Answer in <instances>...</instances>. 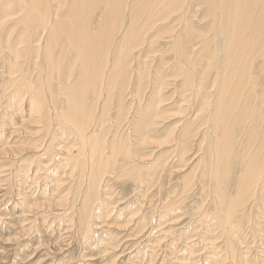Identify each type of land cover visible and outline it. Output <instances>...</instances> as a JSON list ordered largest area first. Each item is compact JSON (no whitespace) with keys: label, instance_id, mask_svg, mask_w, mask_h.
<instances>
[{"label":"rangeland","instance_id":"obj_1","mask_svg":"<svg viewBox=\"0 0 264 264\" xmlns=\"http://www.w3.org/2000/svg\"><path fill=\"white\" fill-rule=\"evenodd\" d=\"M184 7L186 11L190 10L191 21L200 34L190 44L197 52L205 47L206 38L213 35L210 18L204 13L205 5L195 0ZM174 19L161 24L164 30L152 50L147 44L143 45V50L133 49L136 57L132 62L134 69L143 73L148 67L150 70L147 71L154 73L155 68L161 66L167 75L161 93L156 96L159 98H156L160 105L159 113L148 120L143 132L137 129V118L140 110L149 111L147 103L152 85L149 76L136 83L131 77L135 81L131 79L122 94L117 86L107 85L102 93L106 97L105 108H101L100 101H97L98 113L89 115L92 125L100 120L106 129L101 138L107 143L103 144L104 148L96 149L98 153L109 155L110 159L112 149L109 146L116 139L114 132H119L123 139L117 147L122 151L118 148L120 152H117L113 148L118 154L117 159L123 160L125 153L122 147L130 149L132 146L134 153L142 156H137L136 162L130 165L135 169L132 170L133 177L127 175V171L122 174L123 170H119L116 177L104 178L100 182L102 187L94 189L91 194L95 200L90 195V203L85 201L89 195L86 183L90 176L89 162L98 147L84 146L82 130H75L74 125L68 127L62 120L66 109L62 104L63 97L67 92L64 85H57L64 80L63 75L56 76L51 89L60 102L38 96L34 98L27 89L16 93L17 89L11 82L17 74H7L8 64L0 61V264H264L262 212H251L250 204H247L246 215L235 211V222L232 223L231 218L224 224L219 218L222 205L217 202V187L210 176L214 168L209 166L208 171V163H205L208 158L207 139L213 135L203 124L204 117L213 108L212 101L216 99L218 86L211 85L214 71L210 72L207 67V57L199 65L203 71L211 73L205 80L208 88L205 102L198 98L193 100L194 88L181 86L183 75L177 73L174 66L175 52L168 33L178 22L177 18ZM183 25L184 21L175 27V32L180 31ZM153 33L144 37L154 38ZM138 56L142 58L138 59ZM68 61L74 68L79 64L72 59ZM32 62L28 70L29 82L34 86L38 85L41 69L39 61L37 64L35 59ZM134 69L131 70L133 74ZM123 74L122 69L118 71L119 76ZM74 75L76 71L71 76ZM258 82L264 83V75L259 76ZM104 85L95 87L94 91L103 90ZM51 93L46 92L47 98ZM255 95L264 107L263 89L257 88ZM31 101L35 102L31 104ZM46 108L50 109L49 120L38 116ZM103 110L105 117L99 118ZM188 126L191 136L184 141L182 133ZM92 135L90 130L86 132L87 141ZM241 140L243 143L246 140L243 134L235 143L238 150H243L239 143ZM87 149L92 150L89 152ZM211 163L214 164V160ZM239 166L238 163L233 167L234 176H230L229 182L226 180L229 192L236 191ZM138 174L142 177L139 179H143L142 183L138 182ZM106 188L110 189L105 191ZM262 205L264 210V200ZM82 209L86 212L83 213ZM237 224L243 226L238 225L240 228L236 231L234 227Z\"/></svg>","mask_w":264,"mask_h":264},{"label":"bare ground","instance_id":"obj_2","mask_svg":"<svg viewBox=\"0 0 264 264\" xmlns=\"http://www.w3.org/2000/svg\"><path fill=\"white\" fill-rule=\"evenodd\" d=\"M191 1L58 0V2H53L50 0H0V61L8 64L7 74H17L14 77L16 79L13 78L11 82V85L17 89L16 93L19 94L23 91L22 89H27L34 98L38 96L49 101L55 99L60 102L58 96H53L51 89L53 82L57 79L56 76L63 75L64 80L57 85H64L67 92L66 96L63 97L62 104L66 109L62 114V120L66 122L65 125H69H67L68 127L74 125L75 130H82V137L86 136L88 130L93 132L94 135L89 136L88 141L85 136L81 139L84 146L95 145L98 147L93 151L92 160L89 162L90 176L87 174L89 180L86 178L89 195L85 201L90 203V195L93 194L94 189L97 190L102 187L100 182L104 181V178L113 177L119 170H123L122 174L127 171V175L133 177L132 170L135 169H133L134 166L132 168L130 165L136 162L137 156H142L134 153L132 146L130 149L122 147L125 153L123 160L117 159L116 151H122L121 147L117 146L123 139L118 135L119 132H114L116 139L109 146L112 149L111 158H108L109 155L98 153L96 149L104 148L103 144L107 143L101 138V133L105 132L106 129L102 127L100 120L97 121L96 126L92 125L90 123L92 120L89 121V115L98 113L97 101H100L99 106L101 108H105L103 106L106 104V97H103L102 93L105 92L107 85L112 88L117 86L122 94L131 79L133 80L131 77H134L136 81H133L136 83L141 78L144 79V76H149L152 84L151 102L147 103L149 111L140 110L137 118V129L143 132L142 129L145 128L148 120L159 113L160 105L157 103V99H159L157 97L166 83L167 75L161 66L155 68L154 73L147 71L150 70L148 67L147 69L144 68L143 73L134 69L132 62L136 57L133 54L135 52L133 49L144 48L143 45L147 44L146 46L152 50L164 30L161 24L177 18L176 22H178L174 25V29L172 25L170 27V30L173 29V31L168 32L171 36L167 35L171 39L172 50L175 52L174 66L177 73L183 75L181 86L194 88L193 100L202 99V103L208 96L205 80L211 76L210 72L212 71H214L212 74L214 77L211 85L218 86L215 93L216 99L214 102L212 101L213 108L204 117L203 124L207 125V131L213 135L207 139L209 144L207 146L208 158L204 159L205 163H208V171L210 167L214 168L213 171H210V176L215 181V187H217L216 199H219L217 202L220 201L222 205L223 213L219 212V218L222 223L226 224L235 217L236 210L246 215L248 213L246 208L248 207L253 213L255 210L261 211L262 213L260 212L261 215H259L264 217V210L261 208L262 200H264V107L260 105L259 98L255 95L257 88L263 89L264 92V83L258 82L259 76L264 75V0H195L198 4L205 5L204 13L210 18L209 25L213 31H211L213 35L206 38L205 47L197 52L195 51L196 48L190 44L200 34L195 30L193 21H191L190 10L186 11L184 7L185 4L189 6ZM53 6L55 8H52ZM180 11L182 12L180 13ZM169 17L172 18L168 19ZM182 21H184V27L175 32V27ZM152 32H154L152 35L154 38L147 39L144 37V35H150ZM206 57L210 72H208L209 70L203 71V67H199ZM137 58L141 59L142 57L138 56ZM34 59L36 64L37 61L40 63L41 71L37 80L39 86L37 84L33 86L29 82L31 77L28 69L33 64ZM70 59L78 61V66L76 65L74 68L72 64H69L68 60ZM63 63L64 66H62ZM25 65L27 67L23 68ZM121 69L124 72L123 76L118 75V71ZM132 69H134V74L131 73ZM74 71H76V75L72 77ZM103 83H105L103 90L94 91L97 86L101 88ZM46 92L47 94L51 93L48 98ZM45 105L47 104L45 103ZM49 110L48 108L41 110L38 116L48 119L50 117ZM104 117V110L100 111L99 118ZM189 127L183 130L184 141L191 136ZM241 134L246 140L244 143L242 140L239 141L243 150H238L235 143ZM145 141L146 139L143 142L145 143ZM114 147L116 151H114ZM118 148L120 151L117 150ZM91 150L88 151L91 152ZM208 160L210 161L208 162ZM212 160H214V164L211 163ZM238 163L240 166L235 180L236 191L233 193L227 191L226 186L229 184V178L234 176L232 174L233 167H236ZM141 171L142 169L138 172ZM127 175L125 176L127 177ZM140 177L141 175L138 174V182L142 183L143 179H139ZM109 189L106 188L105 191ZM97 199L99 198L97 197ZM85 210L83 213L86 212ZM88 213L90 214L89 211ZM158 213L160 212L158 211ZM80 217L82 220L84 219L82 213ZM88 217L90 218V215ZM233 222H235L234 219ZM238 225L241 224L235 225L236 227L233 226L236 231L240 228ZM230 229L233 230L232 227ZM215 236L217 235L215 234ZM236 237L238 238V236ZM208 239L211 238L208 237ZM244 257L245 255H243Z\"/></svg>","mask_w":264,"mask_h":264}]
</instances>
